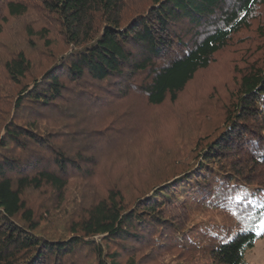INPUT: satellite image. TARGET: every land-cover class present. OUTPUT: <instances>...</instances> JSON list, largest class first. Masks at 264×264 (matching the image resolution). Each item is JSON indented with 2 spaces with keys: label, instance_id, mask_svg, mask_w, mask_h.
Listing matches in <instances>:
<instances>
[{
  "label": "trees",
  "instance_id": "obj_1",
  "mask_svg": "<svg viewBox=\"0 0 264 264\" xmlns=\"http://www.w3.org/2000/svg\"><path fill=\"white\" fill-rule=\"evenodd\" d=\"M0 1L22 29L0 39V264H247L263 236L264 0ZM226 54L234 76L190 163L109 177Z\"/></svg>",
  "mask_w": 264,
  "mask_h": 264
},
{
  "label": "rangeland",
  "instance_id": "obj_2",
  "mask_svg": "<svg viewBox=\"0 0 264 264\" xmlns=\"http://www.w3.org/2000/svg\"><path fill=\"white\" fill-rule=\"evenodd\" d=\"M0 19V28L2 27L0 39L11 41L12 31L16 30V25L20 23L11 18L3 22V18ZM232 61L233 56L230 54L218 58V62L212 68L197 76L187 93L182 95L176 110L169 108L162 113L159 111L157 113L159 119L146 126L141 140L115 153L116 159L110 162L111 166L106 167L109 177L121 181H133L136 178L144 185L147 181L160 178L162 170L169 169L167 173L169 171L172 173L174 168L178 169L179 164L190 163L188 160L198 135L208 130L209 123L216 122L220 118L217 109L208 105V99L212 90L218 88L220 92L221 88V91H225L224 86L232 81L234 76ZM3 79L1 74L0 83L4 81ZM140 106L133 114L137 119L134 126L141 122L140 115L143 110ZM262 201L261 198L257 202L259 206H262ZM262 225L263 236L245 253L247 264H264V220ZM166 260L167 258L163 259V264H166Z\"/></svg>",
  "mask_w": 264,
  "mask_h": 264
}]
</instances>
